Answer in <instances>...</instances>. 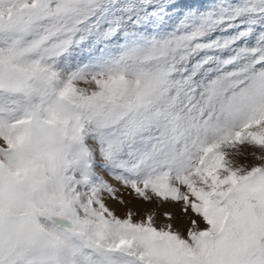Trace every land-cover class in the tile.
Returning a JSON list of instances; mask_svg holds the SVG:
<instances>
[{"label":"snow or ice","instance_id":"6c2138e0","mask_svg":"<svg viewBox=\"0 0 264 264\" xmlns=\"http://www.w3.org/2000/svg\"><path fill=\"white\" fill-rule=\"evenodd\" d=\"M0 264H264V0H0Z\"/></svg>","mask_w":264,"mask_h":264},{"label":"rangeland","instance_id":"374dc122","mask_svg":"<svg viewBox=\"0 0 264 264\" xmlns=\"http://www.w3.org/2000/svg\"><path fill=\"white\" fill-rule=\"evenodd\" d=\"M82 87H85V85H81ZM242 162H244V161H242ZM103 175H105V178L107 179L108 178V176H107V174H103ZM112 183H116L115 181H112ZM118 186V185H117ZM129 199H131V198H129ZM109 203H110V206H112V207H117L116 206V204L114 203V202H112V201H109ZM118 215H123V212L121 211V210H118V213H117ZM164 222V220H163V218H160V219H158V221H157V223L159 224V223H163Z\"/></svg>","mask_w":264,"mask_h":264}]
</instances>
